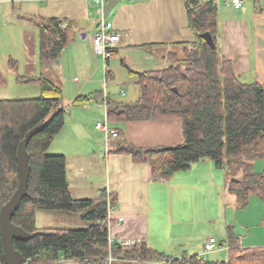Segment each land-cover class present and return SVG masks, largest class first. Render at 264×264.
Returning a JSON list of instances; mask_svg holds the SVG:
<instances>
[{
  "label": "trees",
  "instance_id": "obj_1",
  "mask_svg": "<svg viewBox=\"0 0 264 264\" xmlns=\"http://www.w3.org/2000/svg\"><path fill=\"white\" fill-rule=\"evenodd\" d=\"M185 3L194 40L175 45L181 52L170 53L168 58L174 66L166 71L138 74L123 62L129 73L139 78L140 100L136 104L113 105L112 108L107 101L111 124L159 119L182 121L185 141L172 147H129L123 132L116 129L117 139L123 144L119 153L127 150L136 162L148 163L154 180H168L205 160L212 161L217 170H227L246 152H251L255 159L264 160V85L242 83L234 72L233 63L220 53L216 41L217 1L185 0ZM254 4L258 11H264V7L258 6L259 0H254ZM30 21L38 29L41 64L58 61L74 41L75 24L59 18ZM204 33L212 35L216 50L203 39ZM109 53L112 56L117 51L109 50ZM9 65L12 69L17 67L12 60ZM22 80L38 84L41 96L0 100V210L19 186L17 151L20 143L30 131L44 125L27 146L32 169L28 195L12 218L14 225L30 235L26 241L14 242L15 249L28 264H54L61 260L106 264L110 250L119 261L264 264V248L240 251L231 235L229 259L220 263L209 262L200 255L174 259L143 243L128 250L120 244L111 245L107 192L101 191L97 199H74L69 190L66 157L47 154L66 123L62 89L41 76ZM5 84L6 79L0 71V86ZM82 100L78 98L75 103ZM231 185L230 189L238 193L243 207L253 195L264 199V172L248 174L243 181ZM110 199L113 205L115 198ZM38 211L80 212L82 219L92 225L86 229H39L36 226ZM0 264H5L1 235Z\"/></svg>",
  "mask_w": 264,
  "mask_h": 264
},
{
  "label": "crops",
  "instance_id": "obj_2",
  "mask_svg": "<svg viewBox=\"0 0 264 264\" xmlns=\"http://www.w3.org/2000/svg\"><path fill=\"white\" fill-rule=\"evenodd\" d=\"M9 5L13 12L20 7L18 20L26 25L25 34L28 36L33 37L34 32L30 30L37 28L30 21L33 19L59 18L75 24L74 41L65 52L72 51L69 58L75 73L83 75V83L70 95L68 102L63 99L66 123L48 152L66 157L69 190L74 199H90L85 191H94L93 187L81 186L82 182L76 180L81 179L83 171L102 165L103 182L96 195L90 197L97 199L99 192L105 190L109 198H115L109 214V237L113 243L119 245L126 240H139L174 259L202 256L208 239L187 234V228L195 226L198 211L194 206L185 210V205H163V195L165 191L170 195L173 194L171 191H183L186 197L191 191L206 187V191H219L224 201L238 212L249 210L252 203L256 206L254 220H257L252 225L237 226L232 217H226L224 227L230 228L223 243L230 246L231 235L240 251L264 248V199L253 195L248 205L241 208L238 197L230 192L226 173H195L209 160L199 162L189 171L177 173L168 180H154L148 163L136 162L127 150L119 153L123 144L118 139L106 143L104 134L96 128L104 118L99 104L101 98L106 97L111 108L113 105L136 104L140 100L139 78L131 75L123 62L138 74L166 71L174 66L168 62L169 54L181 52L175 45L193 42L194 33L189 25L185 0H120L108 21L113 23L121 40L117 53L107 60L95 53L91 41L99 18L93 0H48L46 3L11 0ZM217 21V46L220 53L233 63L236 76L244 84L256 82L264 85V11H258L253 2H246L239 11L220 4ZM78 36H81V42L76 41ZM74 81L79 82L77 78ZM61 83L59 87L65 98V81L61 80ZM78 98L83 100L76 104ZM111 125L123 132V139L129 147H172L185 141L183 123L179 119L136 120ZM208 215L201 217L210 224ZM52 216L46 211H38L37 228L44 229L43 218L47 219L48 225H54L49 219ZM119 217L123 218L122 223L115 221ZM54 264L81 263L61 260ZM116 264L168 263L121 260Z\"/></svg>",
  "mask_w": 264,
  "mask_h": 264
},
{
  "label": "rangeland",
  "instance_id": "obj_3",
  "mask_svg": "<svg viewBox=\"0 0 264 264\" xmlns=\"http://www.w3.org/2000/svg\"><path fill=\"white\" fill-rule=\"evenodd\" d=\"M32 1V0H31ZM128 1V0H126ZM11 0H0V71L6 79V84L0 86V100H14V99H36L40 98L41 90L38 84L33 82H24L22 79L30 77H44L46 79L52 80L55 84L60 86L61 80L65 81L64 85V100L68 102L70 95L75 93V89L83 83V75L75 73V67L69 58L72 51L64 52L61 54L60 64L55 62H50L42 65L39 57V38L38 29L33 28L30 32L33 33L32 36L25 34V26L18 20V15L21 12L20 7L18 10L13 12L11 6L9 5ZM113 12V11H112ZM113 13L109 16L108 20L111 19ZM20 23H19V22ZM81 36H78L76 41L81 42ZM92 45H93V40ZM27 47V48H25ZM70 53V54H69ZM15 61L17 63L16 70L9 69V61ZM35 74L36 76H33ZM78 79V83L75 80ZM64 101V102H65ZM65 102V104H66ZM57 111V110H55ZM104 118L100 121L103 122ZM111 140V139H110ZM51 155L50 152H47ZM201 165V164H199ZM200 167V166H199ZM264 170V160L255 159L251 152H246L241 158L234 160L227 170H217L212 161L204 163L195 172L197 174L215 172L220 175L226 173L228 175V184L230 187L231 183L239 182L248 174L261 173ZM102 165L97 164L93 167L91 171L82 172L81 179L76 181L82 182L81 186L86 188L93 187L94 191H85L89 195L90 199H94L97 190L100 188L103 182ZM229 172V174H227ZM193 173V172H192ZM227 180V178H226ZM206 187L203 190L191 191L186 197L183 191H165L163 195V205L169 206L171 204L185 205V210H190L193 206L195 210L198 211V217H195L194 227L187 228L188 235H194L200 238H214L217 240L218 244L225 246L224 251H215L212 253L204 255V258L209 262H226L228 259V246L224 244L226 232L229 228H225L224 222L226 217H232L238 224L252 225V222H256L257 218L254 220V215L256 211L255 203H252L249 210H243V212H238L237 208H232L229 203L225 202L224 196H220L219 191H206ZM232 194L238 197L236 191H230ZM100 193V192H99ZM174 197L173 199H171ZM241 208L242 206L240 202ZM198 209V210H197ZM54 225L50 226L43 218L42 223L44 224V230L53 229H86L92 225V222L85 221L82 219V213L80 212H51ZM209 214V223L204 221L201 215ZM195 215V212H194ZM200 218H203L200 219ZM41 224V223H40ZM208 241V240H207ZM203 255V253H202Z\"/></svg>",
  "mask_w": 264,
  "mask_h": 264
},
{
  "label": "built area",
  "instance_id": "obj_4",
  "mask_svg": "<svg viewBox=\"0 0 264 264\" xmlns=\"http://www.w3.org/2000/svg\"><path fill=\"white\" fill-rule=\"evenodd\" d=\"M20 0H14V2H18ZM41 3H46L48 0H34ZM96 7H97V13L99 15L98 21H97V27L96 31L93 35V48L95 53L98 56H101L104 60H107L110 57L109 50H114L117 48L121 36L118 32L115 31L114 25L112 22L108 21V18H106V5L108 0H93ZM210 0H203V2H208ZM218 5L224 4L227 7H231L237 11L242 10L244 8V5L246 2H253L254 0H216ZM259 5L264 7V0H259ZM92 102H94V99H91ZM100 106L103 108L104 111V121L99 122L96 125V128L101 131L104 134V137L106 139V143L109 142L110 139H117L119 137L118 131L111 125V122L108 117V105H107V99L104 97L102 101L99 103ZM110 198L108 199L109 203V209H108V221H109V227L111 224L110 221V211L112 210L113 205H110ZM117 223H122L123 218L119 217L115 220ZM110 244H113V241L110 240ZM139 244H141V241L139 240H126L123 241L120 246L123 249H133L137 247ZM225 246L222 244H218L217 240L214 238H209L205 249L203 252L206 256L209 253L215 252V251H224ZM119 260L116 259L113 254L111 253L109 257L106 260V264H114L118 262Z\"/></svg>",
  "mask_w": 264,
  "mask_h": 264
},
{
  "label": "water",
  "instance_id": "obj_5",
  "mask_svg": "<svg viewBox=\"0 0 264 264\" xmlns=\"http://www.w3.org/2000/svg\"><path fill=\"white\" fill-rule=\"evenodd\" d=\"M120 0H108L106 5V18H109L112 11L119 5ZM203 39L208 45L216 50L217 46L210 33L202 34ZM58 63V61H56ZM177 92V90H174ZM44 125H40L30 131L20 143L17 151V163L19 171V186L11 199L0 210V235L3 246V256L5 264H28L27 259L14 247L15 241H26L30 235L22 228L12 222L22 200L28 195V184L31 176V165L27 146L30 140L40 133Z\"/></svg>",
  "mask_w": 264,
  "mask_h": 264
}]
</instances>
